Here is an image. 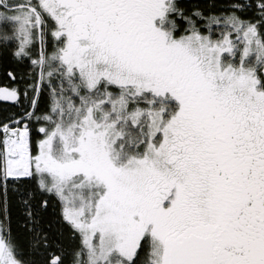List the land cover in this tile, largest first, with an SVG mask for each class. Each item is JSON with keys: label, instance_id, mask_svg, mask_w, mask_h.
Segmentation results:
<instances>
[{"label": "snow or ice", "instance_id": "6c2138e0", "mask_svg": "<svg viewBox=\"0 0 264 264\" xmlns=\"http://www.w3.org/2000/svg\"><path fill=\"white\" fill-rule=\"evenodd\" d=\"M0 56V264H264V0H0Z\"/></svg>", "mask_w": 264, "mask_h": 264}, {"label": "trees", "instance_id": "16d2710c", "mask_svg": "<svg viewBox=\"0 0 264 264\" xmlns=\"http://www.w3.org/2000/svg\"><path fill=\"white\" fill-rule=\"evenodd\" d=\"M9 66L14 67L13 62L10 58L5 56H0V86H8L9 77L7 76V72L9 70ZM11 102H5L0 100V116L6 115L9 111H11ZM19 219L18 213L15 209H13V230L17 229V221Z\"/></svg>", "mask_w": 264, "mask_h": 264}]
</instances>
